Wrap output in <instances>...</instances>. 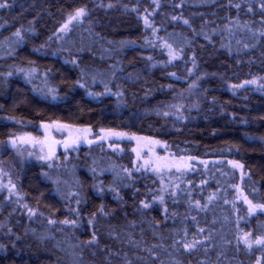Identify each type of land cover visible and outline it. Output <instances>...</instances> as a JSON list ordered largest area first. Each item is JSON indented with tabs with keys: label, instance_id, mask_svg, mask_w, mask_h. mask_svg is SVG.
I'll return each instance as SVG.
<instances>
[{
	"label": "trees",
	"instance_id": "trees-1",
	"mask_svg": "<svg viewBox=\"0 0 264 264\" xmlns=\"http://www.w3.org/2000/svg\"><path fill=\"white\" fill-rule=\"evenodd\" d=\"M0 2V147L89 133L16 164L0 264H264V0ZM136 138L188 168L153 173Z\"/></svg>",
	"mask_w": 264,
	"mask_h": 264
},
{
	"label": "rangeland",
	"instance_id": "rangeland-1",
	"mask_svg": "<svg viewBox=\"0 0 264 264\" xmlns=\"http://www.w3.org/2000/svg\"><path fill=\"white\" fill-rule=\"evenodd\" d=\"M262 88L264 89V85ZM30 128L24 127L19 134L10 137L6 149L0 147V196L4 201L20 203L22 199L15 183L16 164L23 167L25 163L36 161L51 167L59 161V154L75 152L79 142L89 138L88 130L85 128L73 129L57 124L41 125L37 132H32ZM109 137L114 138L117 135L110 133ZM133 140L136 157L142 158L153 173L178 172L188 168L189 164L184 160L159 152V148L157 149L153 142L140 138Z\"/></svg>",
	"mask_w": 264,
	"mask_h": 264
},
{
	"label": "snow or ice",
	"instance_id": "snow-or-ice-1",
	"mask_svg": "<svg viewBox=\"0 0 264 264\" xmlns=\"http://www.w3.org/2000/svg\"><path fill=\"white\" fill-rule=\"evenodd\" d=\"M6 6L7 5L5 3L0 2V8H4ZM262 7H264V5H262ZM85 15H86L85 9L84 8H80V9L76 10V12H75L74 15L70 16L69 22H71L72 20H78L79 18H81V17H83ZM185 23H187V21H185ZM64 28H67V24L64 25ZM15 35L19 36L20 33L17 32ZM253 83H254V81H253ZM234 166L235 167H242V165H239L238 163L237 164H234ZM144 207H148V205L147 204H144ZM258 207H260L261 209H264V205H259ZM251 210L252 209H250V211ZM50 223H53V221H50ZM62 223H64V224L75 223V221L64 220V221H62ZM201 231H203V230L201 229ZM93 242H94V239L92 241H89V243H93ZM256 243H261V241L258 240V241H256ZM184 247L186 249L190 250L191 248L194 247V244H185Z\"/></svg>",
	"mask_w": 264,
	"mask_h": 264
}]
</instances>
